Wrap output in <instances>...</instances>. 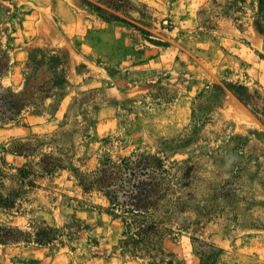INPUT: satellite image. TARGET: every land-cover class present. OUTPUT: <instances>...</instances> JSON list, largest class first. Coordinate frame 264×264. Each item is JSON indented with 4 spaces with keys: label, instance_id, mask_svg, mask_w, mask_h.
<instances>
[{
    "label": "rangeland",
    "instance_id": "rangeland-1",
    "mask_svg": "<svg viewBox=\"0 0 264 264\" xmlns=\"http://www.w3.org/2000/svg\"><path fill=\"white\" fill-rule=\"evenodd\" d=\"M0 264H264V0H0Z\"/></svg>",
    "mask_w": 264,
    "mask_h": 264
}]
</instances>
